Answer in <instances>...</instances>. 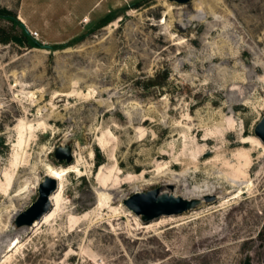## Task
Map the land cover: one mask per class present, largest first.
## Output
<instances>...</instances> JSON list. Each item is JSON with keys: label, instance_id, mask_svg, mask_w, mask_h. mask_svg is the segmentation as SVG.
Here are the masks:
<instances>
[{"label": "rangeland", "instance_id": "obj_1", "mask_svg": "<svg viewBox=\"0 0 264 264\" xmlns=\"http://www.w3.org/2000/svg\"><path fill=\"white\" fill-rule=\"evenodd\" d=\"M4 8L43 46L0 16V264H264V0ZM51 167L60 207L18 226ZM156 188L214 192L147 223L125 202Z\"/></svg>", "mask_w": 264, "mask_h": 264}, {"label": "water", "instance_id": "obj_2", "mask_svg": "<svg viewBox=\"0 0 264 264\" xmlns=\"http://www.w3.org/2000/svg\"><path fill=\"white\" fill-rule=\"evenodd\" d=\"M181 4L191 0H175ZM256 135L264 142V116L255 127ZM55 156L61 161L64 158L72 160L70 147H60L56 150ZM58 181L55 178L46 177L40 185V195L27 210L16 217V224L20 227L32 226L53 208L51 195L57 190ZM208 199H210L208 197ZM202 202L201 199H185L169 192H161L160 188L148 192H136L126 200V205L135 213L141 215L144 220L152 221L164 215L183 214L196 209Z\"/></svg>", "mask_w": 264, "mask_h": 264}, {"label": "bare ground", "instance_id": "obj_3", "mask_svg": "<svg viewBox=\"0 0 264 264\" xmlns=\"http://www.w3.org/2000/svg\"><path fill=\"white\" fill-rule=\"evenodd\" d=\"M67 173H68V168H66V167L65 168H61V169H58V168H55V167H51V169L49 170L47 176L55 178L58 181V188L51 195V199H52V202H53V209H51L49 212H47L41 219L37 220L36 223H35L36 226L38 224H40L42 221L47 220L50 217V215H52L55 212V210L60 207V205L62 203V200H63L62 181L65 179ZM213 192H214L213 190H209L207 192H202V193L198 192V193H193L191 195H185V196L180 195V196L184 197L185 199H189V200H191V199H200V198L206 197L207 195H210V193H213ZM52 210H54V211L52 212ZM129 210L132 211L130 208H129ZM192 210H195V209H192ZM192 210H190V211H192ZM187 212H189V211H187ZM173 215H179V214H173ZM167 216H169V215H167ZM152 221H154V220H152ZM152 221H150V222H152ZM147 223H149V222H147ZM34 225H32V226H34ZM18 243L19 242L17 241L14 244V246L16 247L18 245Z\"/></svg>", "mask_w": 264, "mask_h": 264}, {"label": "trees", "instance_id": "obj_4", "mask_svg": "<svg viewBox=\"0 0 264 264\" xmlns=\"http://www.w3.org/2000/svg\"><path fill=\"white\" fill-rule=\"evenodd\" d=\"M0 16H3L5 18H7L8 20L17 23L20 25L21 27V33L19 35H15L12 36L11 39L18 42V43H25L30 47H42L43 44L36 40L31 34L30 32L26 29V27L24 26V24L22 22H20V20L16 17L15 14H13L10 10L8 9H2L0 10ZM109 17H107L106 19H104V21L102 22V25H105L109 22ZM8 39V38H7ZM6 41H10V40H6ZM103 163V159L100 157L97 160V164L101 165Z\"/></svg>", "mask_w": 264, "mask_h": 264}]
</instances>
